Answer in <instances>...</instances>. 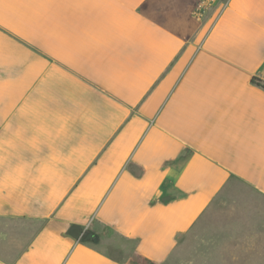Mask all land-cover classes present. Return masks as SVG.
I'll use <instances>...</instances> for the list:
<instances>
[{
	"label": "crops",
	"instance_id": "obj_1",
	"mask_svg": "<svg viewBox=\"0 0 264 264\" xmlns=\"http://www.w3.org/2000/svg\"><path fill=\"white\" fill-rule=\"evenodd\" d=\"M263 85L264 0H0V264H264Z\"/></svg>",
	"mask_w": 264,
	"mask_h": 264
},
{
	"label": "trees",
	"instance_id": "obj_2",
	"mask_svg": "<svg viewBox=\"0 0 264 264\" xmlns=\"http://www.w3.org/2000/svg\"><path fill=\"white\" fill-rule=\"evenodd\" d=\"M79 240L83 241V242H94V243H96L99 241V235L90 229H83L79 233Z\"/></svg>",
	"mask_w": 264,
	"mask_h": 264
},
{
	"label": "clouds",
	"instance_id": "obj_3",
	"mask_svg": "<svg viewBox=\"0 0 264 264\" xmlns=\"http://www.w3.org/2000/svg\"><path fill=\"white\" fill-rule=\"evenodd\" d=\"M22 177V171L21 170H17V174L15 177H12V176H8V177H5V180H16V181H19Z\"/></svg>",
	"mask_w": 264,
	"mask_h": 264
},
{
	"label": "rangeland",
	"instance_id": "obj_4",
	"mask_svg": "<svg viewBox=\"0 0 264 264\" xmlns=\"http://www.w3.org/2000/svg\"><path fill=\"white\" fill-rule=\"evenodd\" d=\"M257 222L260 223V224H264V218H260L259 221H257Z\"/></svg>",
	"mask_w": 264,
	"mask_h": 264
},
{
	"label": "water",
	"instance_id": "obj_5",
	"mask_svg": "<svg viewBox=\"0 0 264 264\" xmlns=\"http://www.w3.org/2000/svg\"><path fill=\"white\" fill-rule=\"evenodd\" d=\"M75 239H77L76 237H74Z\"/></svg>",
	"mask_w": 264,
	"mask_h": 264
}]
</instances>
